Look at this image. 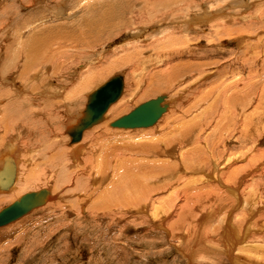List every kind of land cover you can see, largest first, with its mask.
Returning a JSON list of instances; mask_svg holds the SVG:
<instances>
[{"label": "rangeland", "instance_id": "374dc122", "mask_svg": "<svg viewBox=\"0 0 264 264\" xmlns=\"http://www.w3.org/2000/svg\"><path fill=\"white\" fill-rule=\"evenodd\" d=\"M105 1H110V0H105ZM111 1H114V0H111ZM132 1H134L133 2L134 4L130 0H126L125 3L129 4V6L130 4L132 6L134 5L137 9H143V6H144L143 10H145V13L147 12L145 14V16L147 15L146 16L147 18H145L144 20L142 19L141 20L142 22L132 21L130 23V21H128L129 24L125 25L126 28L122 26L120 30H116V32L114 33H111L110 30H107L108 32L105 30L102 32V35L99 37V39L97 38L99 42L97 43L93 42V44H90L87 47L80 46L78 51L73 50L72 52L67 53L69 56L62 54L63 57L61 56V61H60V65L62 64L60 66L62 70L59 67L56 75L54 74L53 65L51 64V66L49 67L51 69L46 72L47 74L45 78L46 81L44 80L45 81L44 87L45 88L47 87L46 88L47 91L54 92L56 91L55 89L58 90L59 95L56 98H52V101L56 104H59V110H57L58 112L57 117L58 116L59 117L56 119V121H52L53 123L51 127L48 126V122H47V125H46V122L45 124H43V128L41 129L42 134L44 133L43 136H41L40 134L41 132L35 136V140L38 141V143H42L44 146H37V145L32 144L33 141L31 142V140H28V136L26 132H23L24 134H21L20 137L18 135H15L16 133L14 134L15 137L17 138L19 137L18 141L15 143H17L18 146L20 147L19 152L16 153L17 155L13 153L15 157H18L19 165H20L19 166L20 174L18 177L19 182L16 184V188H15L16 191H19V195H16L17 197L15 198L18 199L20 196L25 195L26 193L33 192V191H39L41 189H49L51 190V193L53 191V197L51 201L49 200L50 202H48V204H46L44 207L34 210L32 213L23 217L16 223L0 228V264H235L236 263V261H234L233 263L232 260L228 258V255H225V253L222 252L223 251L222 249L219 250L221 242L216 241V240H218L217 236H219L222 233V231L220 233L218 231L219 222H217V220L212 224V228L209 227L207 229L208 232L211 231L210 233H208V237L204 236L202 238L200 237L199 232L194 231V236H196L197 239H199L197 241L198 243L193 242L189 244V242L186 243L185 238L183 240H179V234H181L183 231H180V233H178L179 231L176 229L177 225L174 226L175 223L174 225L171 223H169L170 224L169 225L167 223L165 226L166 230H162L160 229V227L158 228L156 226V222L154 223L153 221H151L148 218V216L135 214L136 213L135 210L129 209L130 210L128 212L129 214L128 213L125 214V212L124 213L121 212L123 215L121 213L119 214L118 211L120 207L115 205L116 201L111 200L112 203L108 204L111 197H109V199L106 195L99 197V199L97 197L101 192H103V190L107 188L108 183H109V186L112 185L111 178L109 180L105 178L104 179L105 183H102V180H101L103 177V174L105 173L104 171L105 165H107L108 161H110V159L107 156V153L109 152L108 151L109 146L110 145L114 146L113 143H117L118 148L117 147L114 148V152L115 154L117 153V151H118V154L121 153L122 159L125 156L124 161H126L125 164H127L126 172L129 171V169H132V165L135 164V157L132 158L133 155L131 156V154H134V152L137 153L135 151L137 148V145L139 146L140 144L144 142L149 143L150 142L149 139L151 138L157 139L158 137H161V135H159L161 132H158V130L159 129L161 130L162 125H164L165 123L164 120L169 119V118L174 119L177 116L181 115V112L184 113L186 111H189L193 107L192 105L195 102V97L199 93H202L200 91L205 90V89H211V86L213 88V87H216L220 83H223V82L227 83L232 80L234 81V90H235L234 96H236L238 93L239 95H237L236 97H239L240 94H250L249 96L252 97V99L251 98L250 99H251V102L253 103L252 104L253 106L248 105V109L246 108V110L243 111L241 109L242 106L239 107L237 104L236 105L238 108H235L236 105L234 102V106H235L234 107V123L236 124L239 121H241V124L244 123L243 115L250 114L252 111L254 112V109L257 106V103H255L254 101L255 100L256 102L258 101L260 94L264 90V87H261V86H264V22H263L264 21L263 19L264 18V0H132ZM96 2H98V5H100L99 7L100 9L98 10V8H96L94 9V11L90 10L97 5ZM123 2L124 0L122 1V3ZM245 2H247V4L250 3L251 5L250 4H249L250 6L247 5L245 4ZM101 3L102 2H100V0L99 1L89 0V2H87V0H58V1L57 0H0V60L2 61L3 58L4 60L8 58L6 62H7V66H10L12 65L11 61H13L11 59H13V57L16 54L18 55V52L19 54H21L22 52L27 50L28 45H26L25 43L26 38L24 39L22 38L23 40H21V42L23 43L18 44L17 35L20 31L24 30L22 28H25L27 23L31 20V15H34L36 13H40V14L42 13L43 15H46L48 17H52L54 16V14H61V16H59L61 18L59 22L55 20L53 21L50 18H48L51 20L50 21L51 23L47 19L46 20L47 25L49 23L52 25V23L58 24V23H63V22H64L63 24L67 22L66 24L71 25L72 23L74 24L77 23L80 20L77 18L79 17L82 18L84 14H86L88 17L90 14L91 15L93 14L92 17L90 15L89 17L90 20L94 18V15H95L94 13H97L98 11L99 12L101 11L100 13L104 15L105 13L103 9L105 6H103L102 4L105 5V2L102 4ZM163 3H165V5H163ZM168 3H169V7H166V4ZM245 6H249V7H245ZM181 7H182V10H180ZM186 8H189V9H186ZM203 8L206 9L207 12L214 11L215 13L216 12L218 13V11L220 10V12L218 14L217 13L214 14L213 17H215V19L216 18L218 19L219 17H221L231 22L227 26L231 25L232 28L234 29V40H230L229 38H227V36H223L220 34L217 35V32H215L214 27L211 28L210 24L207 25L208 22L207 23L202 22L203 19L199 18L200 17L199 15L203 12L202 11ZM170 10L172 12H170ZM150 11L152 12L149 13ZM227 12H229V14ZM87 13H90V14L88 15ZM100 13L96 15L100 16ZM174 13L176 14V16ZM189 13H191L192 16ZM75 14L77 15L75 16ZM72 16L74 17L72 18ZM178 16L180 17V19L177 18ZM258 16L261 17L259 20L257 18ZM167 18L169 21L167 20ZM193 19L195 21H198L199 24L197 23V25H194L193 26L194 28L192 27L193 29H190V30L185 29L186 32H183L182 34H180L179 32L180 28L183 29V27L185 26L183 24L186 23L187 25V23L191 22ZM162 20H164L163 23H161ZM102 24L104 25V22ZM118 24L120 23L118 22L117 25ZM198 25L200 26L197 27ZM206 26L208 27L206 28ZM170 27L173 29V31L177 30L175 33H173L174 36L171 35L172 38L181 37L179 39L180 41L187 34L186 37L189 40L192 39V37L194 40L192 42L190 40V43H188V46L191 44L188 47L191 49L188 51H184L183 56L175 57L173 61L174 63L183 62V63H190V64H196V63L203 64L206 62L209 65V66L205 65L203 68V70H205L206 73L208 72L210 74H208V78L206 77L204 78V80H202V82L200 81L202 85L198 82H197L198 84L193 85L194 79L197 78L195 76L196 75L199 76V72L196 71L195 68H191L187 70V73L185 74V76L179 77L180 80L178 78L175 79L176 80V81L174 80L175 84L173 83L174 81L169 80V76L167 79L166 75L164 76V78L162 77V75H160L161 73L165 72L166 71L165 69L168 67L163 61L164 59H161L163 57V56H160V54L162 53L161 51L171 50L173 49L174 46L167 45L166 47L161 48L162 49L161 50L160 46L156 44L157 41L155 40H157L158 38L163 39L166 36L165 34H167L166 32H170L169 29L166 30L167 28H170ZM200 27H202V29ZM205 30L207 32H205ZM197 31L198 33L196 35ZM22 33L24 35L30 34L28 32V29ZM160 33H162V36L159 35ZM152 34H153V37H152ZM135 35L137 36V38ZM163 35L165 36L163 37ZM195 35L197 38L194 37ZM201 36H202V39H201ZM220 37L223 40H220L219 39ZM196 40H199V42L198 41L196 42ZM138 41H145L144 42L145 47L150 46V44L154 42V47L149 48V50H146L145 52L147 53L144 52V54L141 55L140 57V55L137 53L139 52L138 49H135V46H136L135 44L137 43L140 44V42ZM182 43L184 45H187L186 41ZM127 44L129 47L131 45L132 46L135 45V46H133L134 48L132 46L129 48L127 47ZM139 44L137 45L139 46ZM184 45L178 44V46H175L174 48L178 49V48L183 47ZM182 49H186V48H182ZM9 51L10 53L8 54L7 52ZM131 51L132 52L134 51V52L132 53ZM190 51H192V53H190ZM176 52H179V51H176ZM132 54L133 56L136 54L137 55L133 57L131 56ZM64 56L67 57L68 60L65 59ZM121 56H123L122 58L123 61L120 60ZM194 56L195 57L197 56V57L195 58ZM118 57L119 59L117 60ZM129 58H131L132 60L134 59L133 60L134 63L131 59L129 60ZM144 59L145 60L152 59L153 61L152 63L146 64L147 70H144L141 68L142 62L144 61ZM4 60L3 62H5ZM118 61H120L122 67L118 69H113L112 71L109 70L108 72H106L104 75L105 77L103 78L104 79L103 81L104 82L107 80L109 81L111 78L117 75H121L123 76V78H125V86H124L125 91L122 94V97L120 99L121 101L119 100L118 102H116L112 106V108H114V110H116V108L118 107L120 108L121 102L122 103L126 102L125 103L126 105L124 107L121 103V107L123 106L124 108H121V110L119 111L121 112L124 111V112L122 113L120 112L118 115H116V117L111 118L110 119L111 121L109 124H111V122L115 120L122 118L123 116L130 114L140 105L148 102L149 100L156 99L159 96H165L166 98L165 100H168V103H166L165 105H168V107H170V109L167 110V112L164 115L165 119L147 128L121 129V130L114 129L116 131V132L114 131L115 133L113 132V128H111V126H108L109 127L108 129L112 131L110 132L111 136L109 135L108 140L107 139H105V141L102 140L103 142H100L98 144L96 142V139H97L96 137L99 131L101 130L102 126H99L100 129L96 127V129L89 130V132L87 131L84 134V140L82 142V145H84V148L82 149L83 153L79 156L80 158H79L78 163L74 161L73 158H72V161L70 160L71 162L69 160L67 161L64 160V161H60V163L57 161H54L52 163H46L45 160L42 158V156L46 155L47 150L45 149V147L46 145H49V143L55 141V142H58V144L60 145L59 147H61V149H66V150H68L69 148L71 149V147H69L68 145L69 142H67V140L70 139V135L67 134V130H68L67 124L70 122V118H73L74 120H76L80 116V113L84 109L85 104L87 102V96H86L87 93L91 91L90 89H95L98 86H100V82L102 84V80H100L99 83H96L95 85H93L94 87L88 90H84L83 92H80V94L79 92H77L78 94L75 95V98L72 99L73 100L72 102L71 100H67L68 99L67 97L71 94V92H75L74 89L80 86L85 76L92 77L93 74H96L97 72V74L94 75V77L96 76L99 78L100 76V79H101V75H98V71L102 72L101 71L102 69L107 70L110 64L112 65L113 62H118ZM126 61H130V62L132 61V62L126 63ZM134 64L136 65L134 66ZM0 65H1V62H0ZM48 65H50V63ZM205 67L206 68L210 67V68H207V71H206ZM162 68L164 71L162 70ZM93 70L96 72H94ZM191 70H194L192 72H197L195 73L194 79L193 77L189 75L191 74ZM154 71H155V74L157 73L158 74L155 75ZM229 71H232L233 74L232 72L230 73ZM132 73L136 74V76L135 75H134L135 77L132 76L131 75ZM157 76L158 78H160V76L162 77L161 78L162 85L167 84L169 82L168 85H170V87L164 91L152 92V95H151L150 94L151 92H147L150 89L148 88L149 84L151 83L153 84L154 82L155 84L161 83L160 79L156 78ZM138 78L141 79V81H139ZM134 80L136 81V83L134 82ZM156 80H159V81L157 82ZM164 80L165 82H163ZM131 82L133 83L131 84ZM190 82L191 84H189ZM204 82H205V86L203 85ZM18 84L24 90L23 92L25 94H28L27 96L31 97L32 101L35 103L34 98H38V95H33L34 93L32 92L30 93L29 90L24 87L23 83H18ZM171 84H174V85L171 86ZM256 86H258V88L260 87L259 89L262 88V90L259 91V89ZM248 89L250 90L246 91ZM41 90H43V88ZM254 90L256 91L254 92ZM257 91H259L260 93ZM130 92H132V95L136 92L137 93L136 95L134 94V96H132ZM145 92H147L146 95H145ZM47 96L49 97V95ZM64 103L68 107L65 106ZM252 108L254 109L252 110ZM193 112H195V109L192 112H190L189 115L186 114L187 116H186V119H184V121L191 120L192 117H195L196 112L194 114ZM236 112H238L240 115H236L238 114ZM238 126H237V129H236V126H234L235 127L234 133H233L234 139H232L229 142L228 147L229 149L234 151L235 153L234 156L237 155L238 157H241L242 156L241 153L245 154L247 153V151H251V149L253 148V144L250 145V144H245L242 142V139H241L242 134L240 131L241 127L239 126V129H238ZM52 127L53 129H55V131H57L56 134L54 133L55 135L53 137L50 132V129H52ZM113 133L116 135H113ZM120 133H123L124 136L122 137V134ZM141 135H144L145 137H147L148 135V139L144 138L143 140H141L140 139ZM258 136H259L258 139L260 141L257 142V145H256L257 147L254 150L255 152H253L251 155L254 156L255 154L257 155L258 153L261 156H264V152H263L264 151V132L260 133ZM120 138L122 139L123 144L121 143ZM28 141H30V144H31L30 146H28V144L23 143V142L28 143ZM125 141H127V143ZM94 142H96V144ZM130 145L131 146L133 145V146L131 147ZM65 146L69 148H66ZM0 148H2L0 149V157H1V155H4L5 152H8V151L3 150V148H6V150H8V147L2 146ZM70 149L68 151H70ZM110 149L112 150V147ZM128 149H130V151H128ZM240 149H243V150H240ZM29 150H32V151H29ZM106 150L108 152H106ZM93 151H95L94 154H93ZM9 152L11 151L9 150ZM83 154L85 155V157ZM97 157L99 158L97 159ZM81 158L83 160H81ZM86 158L87 159L89 158V163L87 164L88 165L87 170L91 171V173H87L88 175L82 174L80 173V171L77 170V166L79 162L81 166L87 163L85 160ZM127 158L130 161L129 162L130 164L128 163ZM101 159L104 161L103 164H102L103 161ZM240 160H244V159L240 158ZM128 164L131 166H129ZM246 165H248L247 161L236 163L234 165V172L242 173ZM99 166H102L101 169L99 168ZM27 169H30L33 173L32 178H31L32 180L30 181L27 179V176L24 175V174H27V172L25 171ZM99 171L101 172L99 173ZM124 172H123V175L125 174L124 177L122 175L119 178L123 181L126 180V176H127V173H124ZM261 172L256 173V175L258 174L260 176L254 175L253 177H248L246 181L244 180V185L240 187H236L238 191L237 193H234V195L240 196V198H242V201L239 203V205H237L238 200L236 201L235 200L236 197L234 196V208L235 206L236 207L241 206L240 209L238 208L234 212V221L239 224L248 222V219L250 220V222L255 219L256 221L258 220L260 221V222L258 221L259 224L261 223L260 225H264L263 223L264 209H262L261 211L257 210V209H260V207L264 206V176L263 177L261 176L262 173L264 174V172L262 173ZM189 173L190 172L186 173L184 171H180L179 175L180 177L185 176L186 178L185 181L186 180L195 181L196 179H198L196 177L200 176V175H194L193 173H190L191 174L190 175ZM234 177H235V174H234ZM253 178H254V181H253ZM20 179L22 183L20 182ZM241 180L242 179L240 176L238 180H236V183L237 184L239 182L241 183ZM123 181H120V182L118 181L119 182L118 183L116 180L114 182L113 187L117 186L116 188L120 192H122L121 187L123 186L121 184ZM188 181L185 182V184H183L184 187L181 186L179 188L181 191L178 189L177 191L175 190L173 191L177 193L170 192L168 194H162L160 196V199L166 201L169 204V205L167 204L168 206L167 209H170V208L173 209V206L177 205L176 211L180 215H178V217L177 216L174 217L173 221H177L179 223V222H182L183 218L185 219V221L188 220L186 221L185 226H188L189 231H190L191 229H193V225L191 223L193 222L195 217L201 218V214L202 216H204L205 214L207 215L208 212H210V214L211 213L213 214L216 211V208L215 207L211 208V205L213 203L207 202L206 199H201V200L198 198L194 199L192 193L183 194L182 189L185 188V190H187L188 185H189ZM253 185L255 186L254 188L255 191L252 190ZM21 189H24V190L21 192ZM209 189L210 187H208L206 190H209ZM93 192L94 194H91ZM9 194L10 193L0 192V211L16 200V199L11 200L12 198L11 196H9V200L5 199V195H9ZM241 194L244 196H241ZM90 195H94L93 196L94 200L92 196ZM81 198L84 201H81L82 200ZM125 198L126 196L122 195V199L124 200ZM78 200L81 201L80 203H83V204L89 201L87 203V209H86L85 214L79 212V207L77 206L79 202ZM156 202L158 204L159 201L156 199ZM196 202H199L200 204H197ZM230 203L232 204V202ZM195 204L201 205V207L202 208L204 207V209H202L200 206L199 208L201 210L198 208L196 209V207H193V205ZM103 206H104V209H103ZM179 206H182V207H179ZM106 210H109V212ZM110 210H112L113 212ZM193 210H195L196 213ZM255 211L256 213H259V214H257L255 218L251 220L252 212L255 214ZM133 213L135 215H133ZM221 213L223 214V212ZM162 214L163 213H160V215ZM210 214L208 213L209 217H211ZM113 216H115V218ZM247 216L248 217L250 216V217L248 218ZM170 218L168 222L170 221ZM255 220L254 222H256ZM190 225L192 226L190 227ZM172 226L175 227L174 230L171 229ZM255 226H257L258 229L261 227V226L259 227V225L257 224ZM197 231H200V230L197 229ZM258 231H261V229ZM263 232H264V229H263ZM192 233L193 231H191V234ZM263 234H262V238H260L261 237L260 234L257 235L256 233H254L255 237L256 238L259 237L258 240L260 241L256 242V245L255 243L252 244L254 247L252 251L241 252L242 250L240 251H238L239 249L236 250V252H234L235 260H237V258L238 259L242 258V260H244L246 264H264V235ZM209 235H211V237H209ZM214 237L216 239H214ZM226 239H224L223 241H225ZM213 241H214V244L216 243L215 245L213 244Z\"/></svg>", "mask_w": 264, "mask_h": 264}, {"label": "bare ground", "instance_id": "6f19581e", "mask_svg": "<svg viewBox=\"0 0 264 264\" xmlns=\"http://www.w3.org/2000/svg\"><path fill=\"white\" fill-rule=\"evenodd\" d=\"M122 1L123 0H119V1H117V0L116 1L115 0L114 1H111V0L105 1L104 0V2H105V5H104V4H102V3H104L103 0H100V2H102L101 4L103 6H105L103 9L104 13H105L104 15L102 13H100L101 11L100 12L96 11L97 13H94L95 14L94 18L93 19L91 18L92 20H90L89 17L91 14L87 13L88 15L90 14L89 17L86 14H84V16L82 18H80V17L77 18V19H80L78 22L75 21L77 23H75V24L72 23L71 25L66 24L67 22L65 24H63L64 23L63 21H61L63 23H58V24L52 23V25L50 24L51 20H53V21L55 20V21L59 22V20L61 19L59 16H61V14H54V16H52V17H48L46 15H43L42 13L41 14L36 13L34 15H31V20L27 23L25 28H22L24 30L20 31L17 35L18 36V38H17L18 44H20V43L22 44L23 42H21V40L26 38L25 43H26V45H28L27 50H25L21 54H19V52H18V55L16 54L17 56L13 55L14 57H13V59H11V60H13V61H11L12 65H10V66H7L6 60H8V58H6V60H4V58H3V60L5 62H3V60L2 61L0 60V62H1V65H0V147H2V146L8 147V150H6V148H3V150L8 151V152H5L4 155H1V157H0V192L10 193L9 195H5V199L9 200V196H11L12 197L11 200H13V199L15 200L16 199L15 197H17L16 195H19V191H16L15 188H16V184L19 182L18 177L20 174V168H19L20 165H19L18 157H15L14 154L19 152L20 147L15 142L18 141L21 134H24L23 132H26V134L28 136V140H31V142L33 141L32 144L37 145V146H44L42 143H38V141L35 140V136L41 132V129L43 128V124H45V122H46V125L48 122V126L51 127V125L53 123L52 121H56V119L59 117V116L57 117V113H58L57 110H59V104H56L52 101V98H56L59 95L58 90L55 89L56 91H54V92L47 91L46 90L47 87L46 88L44 87V82L46 81L45 78H46V74H47L46 72L51 69V68H49L51 66V64L54 67L53 68L54 74L56 75L59 67L62 65V64L60 65L62 54L68 55L67 53H70L73 50L78 51L80 46L87 47L88 45L93 44V42H96V43L99 42L97 40V38L99 39V37L102 35V32L105 30L106 31L110 30L111 33H114V32H116V30H120L122 28V26L125 27L126 24L128 25L129 24L128 21H130V23H131L132 21L133 22L141 21L142 19L144 20L145 18H147L146 17L147 15L145 16V14L147 12L145 13V10H143L144 6H143V9H137L134 5L132 6L130 4V6H129V4L125 3L126 0H124L123 3H122ZM130 1L132 3L134 2L132 0H130ZM87 2H89V0H87ZM92 3H94V2H92ZM96 3H97V5L90 10L94 11V9H96V8H98V10L100 9L99 8L100 5H98V2H96ZM138 3H139V1H138ZM243 3H244V1H243ZM135 4H137V3H135ZM245 4H247V2H245ZM249 4H247V5H249ZM163 5H165V3H163ZM249 6H245V7H249ZM166 7H169V3L166 4ZM186 9H189V8H186ZM180 10H182V7ZM191 10H193V9H191ZM209 10H211V9H209ZM152 11H150L149 13H151ZM202 11L203 12L201 14L198 13V14H200L199 18L203 19V20L200 19V20H202V22H204V23L208 22L207 25L210 24L211 28L214 27L215 32H217V35L220 34L223 36H227V38H229L230 40H234V29L232 28L231 25L227 26L231 22H229L226 19L221 18V17H219L218 19L217 18L215 19V17H213V16L217 12L216 13L214 11H213L214 13L211 11L207 12L206 9H204V8L202 9ZM170 12H172V11L170 10ZM219 12H220V10L218 11V13ZM98 13H100V16L96 15ZM227 13L229 14V12H227ZM189 14H191V13H189ZM76 15L77 14H75V16ZM69 16H71V15H69ZM92 16H93V14L91 15V17ZM175 16H176V14H175ZM191 16H192V14H191ZM73 17L74 16H72V18ZM48 18H50L51 20ZM177 18L180 19L179 16ZM257 18L259 20L261 17L258 16ZM47 19L50 22L48 25H47V21H46ZM183 19H184V17H183ZM147 20H149V19H147ZM167 20H168V18H167ZM163 21L164 20H162V22L161 21L160 22L163 23ZM101 22L102 23L104 22V25ZM118 22L120 24L117 25ZM197 23H198V21H195L193 19L191 22L187 23V25H186V23L183 24L185 26L183 27V29L180 28V30H179L180 34H182L183 32H186L185 29L186 30L193 29L194 28L193 26L197 25ZM199 26L200 25H198L197 27H199ZM177 27H178V25H177ZM207 27L208 26H206V28ZM170 28L166 29V30L169 29L170 32H166L167 34L164 33L166 36L163 35V37L165 36L163 39L158 38L157 40H155V41H157L156 44L158 46H160V49L166 47L167 45H169V46L171 45L174 47L178 46V44L184 45L182 42H185V41H186L187 45H184L183 47L178 48V49L173 47V49L168 50V51H165L162 49H161L162 51L160 50L162 53L161 54L159 53V54H160V56H163L161 59H164L163 61L165 62L166 66H168L165 69L166 71L161 73L160 75H162L163 78L166 75L167 79L169 76V80L174 81L177 78L179 79V77H181V76H185V74L187 73V70H189L191 68H195V70L199 72V76H197V75L195 76V73H197V72H192L194 70H191V74H189V75L191 77H193V79L195 77H197L194 79L193 85L198 84V83L201 84L202 80H204V78H206V77L208 78V74H210L208 72L206 73L205 70H203L204 66L208 65V64L206 62L203 64H201V63L200 64H197V63L196 64H190V63H183V62L174 63L173 61H174L175 57L183 56L184 51H188L191 49V48H188L191 45L190 44L188 46V43H190V40H191V42L194 40H193V37H192V39L189 40L186 37L187 34L180 41H179V39L181 37L180 38H176V37L172 38L171 35H173V33H175L177 31L176 29H178V28L174 29L176 31H173V29L171 28L172 29L171 30ZM200 28L202 29V27H200ZM27 29H28V32L30 34H27V35L25 34L26 35V37H25V35L22 32H24ZM205 32H207V31L205 30ZM187 33H188V31H187ZM197 33H198V31L196 32V35H197ZM159 35L162 36V33H160ZM196 35L194 37H196ZM152 37H153V34H152ZM136 38H137V36H136ZM201 39H202V36H201ZM219 39L223 40V39H221V37ZM183 40H185V41H183ZM152 41H153V39H152ZM197 41L199 42V40H196V42ZM138 42H140V44L137 43V44H139V46L137 44H135L136 46L135 45H133V46H135V49H138L139 52H137V53L140 55V57H141V55L144 54V52L146 50H149V48L154 47V42L152 44H150V42H149L150 46H148V47H145V43H144L145 41H138ZM142 45H143V47H142ZM127 47H129L128 44H127ZM198 47H199V45H198ZM182 48H186V49H182ZM157 49H155V50H157ZM176 51H179V52H176ZM7 53L9 54L10 51ZM145 53H147V52H145ZM190 53H192V51H190ZM127 54H128V52H127ZM136 55H134V56H136ZM131 56H133V54ZM120 58H121L120 60H122L123 56H121ZM142 58H144V57H142ZM65 59H67V57H65ZM118 59H119V57L117 58V60ZM130 59L131 58H129V60ZM126 60H128V59H126ZM127 62L129 63L130 61H126V63ZM152 62H153L152 59H149V60L144 59V61L142 62L141 68L144 70H147L146 64L152 63ZM49 63H50V65H48ZM133 63H134V61H133ZM135 65L136 64H134V66ZM214 66H216V65H214ZM120 67H122V65H121L120 61H118V62H113L112 65L110 64V66L107 70L102 69L101 70L102 72L98 71V75H101V79H100V76H99V78L96 76L94 77V75H96L97 72L93 70L94 72H96V74H93L92 77L91 76H88V77L85 76V78L81 82L80 86L77 87V85H76L77 88L74 89L75 92H71V94L67 97L68 98L67 100H71V102L73 101L72 99L75 98V95L78 94L77 92H79V94H80V92H83L84 90H88V89L94 87L93 85H95L96 83H99L100 80H102V84L100 82V86H98L95 89H90L91 91H89L87 93V95H86L87 96V102L85 104L84 109L81 111L80 116L76 120H74L73 118H70V122L67 124V129H68L67 134L72 133L75 129H78L80 126L83 127L82 125H85V122L81 123L80 120L83 118V116L86 112V108H87V105L89 102L90 95L93 94L95 91H97L99 88L103 87L107 83L108 80L105 82L103 81L104 80L103 78L105 77L104 75L106 72H108L109 70L112 71L113 69H118ZM138 67H139V65H138ZM135 68H137V67H135ZM207 68H210V67H207ZM207 68H206V71H207ZM61 70H62V68H61ZM162 70H163V68H162ZM90 71H92V70H90ZM137 71H138V69H137ZM149 71H150V69H149ZM156 72H157V70H156ZM229 72L231 73L232 71H229ZM89 73H91V72H89ZM133 73L131 75L136 76V74H133ZM11 74H12V76H11ZM87 74H88V72H87ZM154 74H155V71H154ZM157 74H155V75H157ZM211 74H213V73H211ZM232 74H233V72H232ZM49 76H51V75H49ZM158 76L156 78L160 79L161 83L155 84V82H154L153 84L151 83L148 86V88H150V89L147 92H151L150 93L151 95H152V92L164 91L170 87V85H168L169 82L168 83L166 82L167 84L163 83L164 85H162V79H161L162 77L160 76V78H158ZM213 77H214V75H213ZM254 78H255V76H254ZM123 79H124V86H125V78H123ZM138 79H137V81H138ZM139 81H141V79H139ZM156 81L158 82L159 80H156ZM175 81L173 82L174 84H175ZM27 82H28V84H27ZM134 82L136 83L135 80H134ZM163 82H165V80ZM18 83H23L24 87L27 88L30 93L31 92L34 93L33 95H38V98H34L35 103L32 101L31 97L27 96L28 94H25L23 92L24 90L22 89V87ZM132 83L133 82H131V84ZM149 83H150V81H149ZM174 84H171V86ZM189 84H191V82ZM203 85L205 86V82ZM49 87H51V86H49ZM256 87L258 88V86H256ZM261 87H264V86H261ZM42 88H43V90H41ZM141 88H142V86H141ZM148 88H146V89H148ZM52 89H54V88H52ZM146 89H145V91H146ZM171 90H172V88H171ZM249 90L250 89H248L246 91H249ZM260 90H262V88L259 89V91ZM124 91L125 90H123V92ZM234 91H235L234 90V81L231 80L227 83L223 82V83L218 84L216 87L212 88V86H211V89H205V90L200 91L202 93H199L195 97V102L192 105L193 107L189 111H186L184 113L181 112V115L177 116L176 118L165 119V116H164L165 113H164L163 116L160 119H158L156 122V123H158V122H161L163 119H165L164 120L165 123L163 122L164 125H162V128L160 127L161 130L160 129L158 130L155 127L158 130V132H161L159 134V135H161V137H158L157 139L151 138V139H149L150 140L149 143L144 142V143L140 144L139 146L137 145V148L135 150L137 153L134 152V154H131V156L133 155L132 158L135 157V164L132 165V169H129L127 167L129 169V171H127V172H126V170H127L126 165L127 164H125L126 161H124L125 156L122 159L121 153L118 154V151H117V153L115 154V152H114V148H116V147L118 148L117 143H113L114 146L110 145L109 149H108L109 152L106 150V152H108L107 156L110 159V161H108L107 165H105V170H104L105 173L104 174L102 173L103 177L101 180H102V183H105L104 182L105 178H107V180H109L111 178L112 185L109 186V183H108L107 188L106 189L104 188L105 190H103V192H101L97 198L99 199V197H102L104 195H106L108 197V199H109V197H111L108 204L112 203L111 200L116 201L115 205L120 207L119 211H118L119 214L121 212H123V213L125 212V214H127L130 211L129 209L135 210L136 211L135 214L148 216V218L151 221H153L154 223L156 222V226L158 228L160 227V229H162V230H166L165 226L167 223L168 224L171 223L173 225L175 223L174 226L177 225L176 229L179 231L178 233H180V231H183L181 234H179V240H183L185 238L186 243L189 242V244L193 243V242H197L199 240V239H197L196 236H194V231L199 232L200 237H202V238L204 236L208 237V233H210L211 231L208 232L207 229L209 227L212 228V224L217 220V222H219V224H218L219 230L218 231H219V233L222 231V233L219 236H217L218 240H216V241L221 242V245L219 244L220 245L219 250L222 249L223 250L222 252H224L225 255H228V258L230 260H232L233 263H234V261H236L235 264H246L245 261L242 260V258H240V259L237 258V260H235L234 252H236V250H238V249H239L238 251L242 250L241 252L252 251L254 248L252 244L255 243V245H256V242L260 241V240H258L259 237L256 238L254 233H256L257 235L260 234L261 235L260 238H262V234L264 233L263 232L264 225H260L261 223L259 224V222H260L259 220H258L259 221L258 222L254 219L256 221V222H254L253 218H255V216L257 214H259V213H256V211H255V214L252 212L251 220H253V221H251V222L249 219H248V222L242 223V224H239V223L234 221V212L238 208L239 209L241 208V206H238V207L235 206V208H234V196L236 197L235 200L236 201L238 200L237 205H239V203L242 201V198H240V196L234 195V193H237V191H238V189L236 187H240V186L244 185V180L246 181L248 177H253L254 175L257 176L258 174L256 175V173H259L261 171L264 172V167H263L264 166V156H261L258 153H257V155L255 154L254 156L251 155L253 152H255L254 150L257 147L256 146L257 142L260 141L258 139V137H259L258 135L260 133L264 132V90L260 94L257 102H256V100L255 101L253 100L255 103H257V106L255 107V109L252 108V110L254 109V112L252 111L253 113L251 112L250 114H246V115L242 114L243 120H244L243 121L244 123H242L243 125L241 124V121L237 122L236 124L234 123V107H235L234 102H235V105L237 104L239 107L242 106L241 109L243 111H245L246 108L248 109V105L251 106L253 104L251 102L252 97L249 96L250 94H240L241 97L239 96L240 97L239 98V97H236L237 95H239V93L237 92L238 94L236 96H234ZM255 91L256 90H254V92ZM259 91H257V92H259ZM147 92H145V95ZM130 93L132 95V92H130ZM136 93H134V94L136 95ZM163 93H165V92H163ZM134 94L132 96H134ZM47 95H49V97ZM127 95H128V93H127ZM242 95H244V96H242ZM131 100H133V99H131ZM66 101H65V103H66ZM65 103H64V105L67 106ZM121 103H120V108L118 107L119 109L116 108V110H114V108H112V106L114 105V104H112L109 107V109L107 110V112L104 114V117L102 119L93 121L94 123L82 133V135L80 136V140L73 141L71 135L69 134L70 139L67 140V142H69L68 145H69V147H71V149L69 147H66V146L65 147L69 148L70 151H68L69 149L68 150L61 149V147H59L60 145L58 144V142L53 141V142L49 143V145H46V147H45V149L47 150L46 155H48V156L43 155L42 158L45 160L46 163H52L54 161H57L60 163V161H64V160L65 161H67V160L72 161V158L74 161H76L78 163L79 158H80L79 156L83 153L82 149L84 148V145H82V142L84 140V134L87 131L89 132V130L96 129V127H98L100 129L99 126H102L101 130L99 131V133L97 134V137H96L97 138L96 142L98 144L100 142L105 141V139L108 140V136L110 135V132H112V131H110V129H108L109 128L108 126H111V128H113V132L115 131L114 129H118V130L119 129L120 130L125 129V128H119V127L112 126V124L115 123L116 121H118L119 119L115 120V121L111 122V124H109L111 121L110 119L116 117V115H118L121 112L119 110H121V108L125 107L126 102L122 103V105L124 107L123 106L121 107ZM166 103H168V100H164L163 106ZM237 105L235 108H238ZM111 108H112V110H111ZM169 109H170V107H168L167 110H169ZM194 109L196 112V113L193 112V114L194 113L196 114L195 117H192L191 120L184 121V119H186V116L189 115V113L192 112ZM122 112H124V111H122ZM238 112H236V113H238ZM236 115H240V114L238 113ZM190 117H188V118H190ZM238 125L241 127L240 131L242 134V138H241L242 142L245 144H250V145L253 144V148H254V149L252 148L251 151H247V153H245V154L241 153V155H242L241 157H238L237 155L234 156L235 155L234 151H232L228 147L229 142L232 139H234V135H233L234 128H235L234 126H236V129H237ZM239 126H238V129H239ZM79 129H81V128H79ZM97 131H98V129H97ZM50 132H51V135L53 137L57 131H55V129H53V127H52V129H50ZM114 133H113V135H116ZM14 134L18 135L19 137L18 138L15 137ZM40 134H41V136H43L44 133L42 134V132H41ZM120 134H122V137L124 136L123 133H120ZM226 134H228V135H226ZM9 135H11V136H9ZM114 138H115V136H114ZM144 138L148 139V135H147V137H145L144 135L140 136L141 140H143ZM118 141H119V139H118ZM96 142H94V143L96 144ZM122 142L123 141L121 139V143ZM125 142L127 143V141H125ZM23 143L28 144V146L31 145L30 141H28V143H26V142H23ZM118 143H120V142H118ZM98 147H100V146H98ZM111 147H112V150L110 149ZM124 148H126V147H124ZM0 149H2V148H0ZM9 150L11 152H9ZM240 150H243V149H240ZM29 151H32V150H29ZM128 151H130V149H128ZM104 152H105V150H104ZM260 152H262V151H260ZM94 153H95V151H93V154ZM84 154H85V152H84ZM84 157H85V155H84ZM99 157H97V159ZM240 158H242L244 160H240ZM81 160H83V159L81 158ZM85 160L87 163L86 164L83 163V164L86 166H84V165L81 166L80 162H79V164L77 166V170L80 171V173H82V174L88 175L87 173H91L90 170L89 171L87 170V167H88L87 164L89 163V158L88 159L86 158ZM127 161H128V163L130 162L128 160V158H127ZM243 161H247L249 167H248V165H246V167H245V169H243L242 173H237V172L235 173L234 172V165L236 163L243 162ZM103 163H104V161L102 162V164ZM91 164H93V163H91ZM129 166H131V165H129ZM101 167L102 166H99L100 169H101ZM66 169H67V167H66ZM92 169H93V167H92ZM124 170H125V172H124ZM257 170H258V172H257ZM25 171L27 172V174H24V175L27 176V179L29 181L32 180L31 179L32 174H33L32 171L30 169H27ZM180 171H184L186 173L190 172V173H193L194 175H200V176L196 177L198 179H196L195 181H192V180L191 181H188V180L185 181V179H186L185 176L180 177V175H179ZM100 172L101 171H99V173ZM123 172L127 173L126 180H124V181L119 179L123 175ZM73 174H74V172H73ZM234 174H235V177H234ZM10 175H11V179L14 178V180H13L12 185H10V188H7L8 186L6 187L3 184ZM86 175H85V177H86ZM124 175H123V177H124ZM95 176H97V175H95ZM240 176L242 179L241 183L239 182L237 184L236 180H238V178ZM258 176H260V175H258ZM261 176L263 177L264 174L262 173ZM70 180H71V178H70ZM116 180H117V182L123 181L121 184L123 186V187H121L122 190L120 189L122 192H120L116 188L117 186L113 187L114 182ZM87 181H89V180H87ZM187 181L189 184L188 188L189 187L190 188L189 189L187 188V190H185V188L182 189L183 194L192 193L194 199H196V198H198L200 200L206 199L207 202L213 203L211 205V208L212 207L216 208V211L214 210L215 212L213 213L214 215L212 213L210 214V212H208L211 217H209L208 213H207V215L205 214L204 216H202V214H201V218L195 217L193 222L192 223L190 222L193 225V229L190 228L191 229L190 231H189L188 226H185L186 221H188V220L185 221V219L183 218L182 222H179V223L177 221H173L174 217H176V216L178 217V215H180L176 211L177 205L173 206V209H171V208L167 209L168 203L166 201L160 199V196L162 194H168L170 192H173L174 190L177 191ZM253 181H254V178H253ZM20 182H21V179H20ZM98 187H100V186H98ZM103 187H105V186H103ZM103 187H101V188H103ZM208 187H210V189L206 190ZM252 187H253L252 190H254L255 186L253 185ZM18 188H20V187H18ZM21 188H23V187H21ZM23 190L24 189H21V192ZM42 190L48 192V193H46L47 197H48V201L46 200V203H45V205H46V204H48V202L51 201V199L53 197V191L51 193V190H49V189H41L39 191H33V192H29V193H37V192H40ZM89 191H90V189H89ZM254 191H252V192H254ZM29 193H26V194H29ZM173 193H177V192H173ZM247 193H248V191H247ZM91 194H94V192ZM238 194H240V193H238ZM242 194H244V193H242ZM242 194H241V196H244ZM122 195L126 196V198L124 200L122 199ZM255 195H257V194H255ZM23 196L24 195L20 196L18 199L13 201L11 204L16 202L17 200H20ZM90 196H92V198H93L94 195H90ZM156 199L159 201L158 204L156 202ZM253 199H254V197H253ZM93 200H94V198H93ZM81 201H84V200L82 199ZM81 201L78 202L77 206L79 207V212L85 214L86 209H87V203L89 201L87 200L88 202H85V204L80 203ZM230 202H232V204ZM196 203L200 204L199 202H196ZM197 204L193 205V207H196V209L197 208L200 209L199 206L201 207V205H197ZM44 206H42V207H44ZM179 207H182V206H179ZM40 208H37V209H40ZM37 209H35V210H37ZM103 209H104V206H103ZM202 209H204V207ZM262 209H264V206L260 207V209H257V210L261 211ZM33 211H31L30 213H32ZM106 211L109 212V210H106ZM110 211H112V210H110ZM193 211H195V210H193ZM207 211H208V209H207ZM221 212H223V214ZM30 213L26 214L25 216L29 215ZM160 213H163V214L160 215ZM195 213H196V211H195ZM135 214L133 213V215H135ZM25 216H23V217H25ZM113 217L115 218V216H113ZM121 217H123V216H121ZM184 217H185V215H184ZM258 217H259V215H258ZM22 218H20V219H22ZM118 218H120V217H118ZM169 218H170V221L168 222ZM20 219L14 221L13 223H16ZM253 222H254V224H253ZM13 223H10V224H13ZM263 223H264V221H263ZM10 224H8V225H10ZM256 224L259 225V227L260 226L261 227L258 229L257 226H255ZM8 225H6V226H8ZM192 225H190V227ZM253 225H254V227H253ZM174 226L171 227L172 230L175 229ZM184 228H185V230H184ZM197 229H199L200 231H197ZM260 229H261V231H258ZM191 231H193L192 234H191ZM201 233H203V234H201ZM209 237H211V235H209ZM214 239H216V238L214 237ZM224 239H226V240L223 241ZM213 244H214V241H213ZM180 250H182V249H180Z\"/></svg>", "mask_w": 264, "mask_h": 264}, {"label": "water", "instance_id": "95a60500", "mask_svg": "<svg viewBox=\"0 0 264 264\" xmlns=\"http://www.w3.org/2000/svg\"><path fill=\"white\" fill-rule=\"evenodd\" d=\"M123 90V76L117 75L111 78L103 87L91 94L86 112L80 120L81 123L85 122V125H82L83 127L80 126L79 128L81 129L78 128L72 133H69L72 140H80L82 133L94 123L93 121L102 119L109 107L121 98ZM164 100L165 96H159L156 99L149 100L140 105L130 114L120 118L113 123L112 126L125 129L151 127L163 116L164 113L167 112L168 105L163 106ZM13 180L14 178L11 179L10 175L3 185L10 188ZM46 193L48 192L42 190L37 193L26 194L20 200L3 208L0 211V228L13 223L31 211L44 206L46 200L48 201Z\"/></svg>", "mask_w": 264, "mask_h": 264}]
</instances>
